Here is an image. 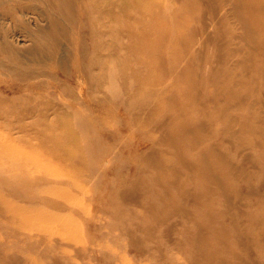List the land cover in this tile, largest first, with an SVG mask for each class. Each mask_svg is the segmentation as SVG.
Here are the masks:
<instances>
[{
    "label": "rangeland",
    "instance_id": "obj_1",
    "mask_svg": "<svg viewBox=\"0 0 264 264\" xmlns=\"http://www.w3.org/2000/svg\"><path fill=\"white\" fill-rule=\"evenodd\" d=\"M54 17L0 18V264H264V0Z\"/></svg>",
    "mask_w": 264,
    "mask_h": 264
},
{
    "label": "bare ground",
    "instance_id": "obj_2",
    "mask_svg": "<svg viewBox=\"0 0 264 264\" xmlns=\"http://www.w3.org/2000/svg\"><path fill=\"white\" fill-rule=\"evenodd\" d=\"M63 1L64 0H0V18L6 19L7 21H9V23L13 22L14 26L18 25V27H19V26H23V23H24V20L22 21L20 16H25L27 14H30V15L36 14L38 17H44V19H46V21L48 23H50L51 26L54 25V27H55L57 23L55 22L56 18L54 17V14L56 13V10L59 9V6H61V3ZM34 3H37L39 5H35ZM43 4H45L46 6H43ZM35 10H37L38 12L35 13L34 12ZM38 20L40 21L42 19L39 18ZM25 28H26V30L28 29L27 27H25ZM8 30H6L2 26H0V34H3ZM43 32H44V29H42V28H40L39 31H37L35 33H33L30 30H27L25 36L27 38H29V40L31 42H33V43L34 42H40V44H41ZM53 32H55L54 28H53ZM52 34H54V33H52ZM47 37H48V35H47ZM48 41H49V43H52L51 40H48ZM34 46H35V43H34ZM0 63H4V62H0ZM7 63H9V62H7ZM2 67L6 68L5 65H3ZM6 69H8V67ZM8 70H10V68ZM12 72L15 73L14 71H12ZM19 73H21V72H19Z\"/></svg>",
    "mask_w": 264,
    "mask_h": 264
}]
</instances>
